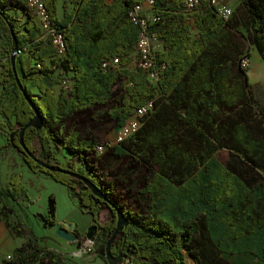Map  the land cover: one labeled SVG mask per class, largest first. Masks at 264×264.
<instances>
[{
  "label": "trees",
  "instance_id": "obj_1",
  "mask_svg": "<svg viewBox=\"0 0 264 264\" xmlns=\"http://www.w3.org/2000/svg\"><path fill=\"white\" fill-rule=\"evenodd\" d=\"M154 1L159 20L151 22L148 33L156 34L161 44L154 52L157 85L147 70L129 67L140 33L130 17L136 0H75L72 9L65 6L61 20L57 0H44L64 35V54L42 37L29 0H0V37L7 39V58L0 54V114L5 119L0 126L7 128L3 146L18 150L34 172L65 185L80 209L91 214V232L106 233V264L107 244L118 222L109 203L128 221L110 246L115 260L264 264V102L255 98L250 83L247 88L248 72L240 63L253 47L264 63V0H238L228 19L211 0H199L192 9L185 0ZM15 44L16 70L27 96L13 71ZM113 57H119V65L104 68L103 61ZM64 77L74 89L57 95L55 87ZM29 101L43 119L42 126L25 130L31 154L20 145L21 129L36 115ZM150 101L153 108L137 133L109 149L118 156L132 154L154 170L144 186L148 208L134 213L95 163L100 143L76 127L67 129L66 122L82 109L121 126ZM222 148L229 150L224 163L216 157ZM62 151L67 153L63 161L58 156ZM38 159L71 173L52 171ZM25 192L19 173L7 189L0 186V218L24 238L2 264H71L59 250L42 245L28 225L17 205ZM105 206L111 218L101 222ZM46 223L55 224L53 219ZM73 234L79 236L78 230Z\"/></svg>",
  "mask_w": 264,
  "mask_h": 264
},
{
  "label": "rangeland",
  "instance_id": "obj_2",
  "mask_svg": "<svg viewBox=\"0 0 264 264\" xmlns=\"http://www.w3.org/2000/svg\"><path fill=\"white\" fill-rule=\"evenodd\" d=\"M0 54L7 58L6 36L0 37ZM246 69L252 93L255 98L264 102V63L255 47L250 51L249 65ZM58 91L59 87L57 88ZM94 113L92 110L80 109L70 121L66 122L67 129L76 127L82 134L95 137L98 143L107 142L114 137L119 125L106 116L95 119ZM1 133L7 135V128L6 130L3 129ZM34 146L38 154L40 150L39 140L35 141ZM7 149V147L0 149V159L3 158L2 168L7 165L10 170L6 174L8 178L13 168L16 167L19 171L23 169L24 160L16 154L5 155ZM228 152V149L222 148L216 153V157L224 163L229 157ZM65 155H67L66 151L58 154L61 161L65 159ZM95 156L97 166L108 173L109 178L114 182L118 197L122 196L120 200L128 204L134 213L145 212L148 208L149 196L144 193V186L148 174H152L154 170L132 154L118 156L113 150H106L104 153ZM24 166L28 167L26 163ZM27 172L29 171L23 170L19 173L21 176L23 173L22 178L25 182L26 192L17 201V205L24 214L28 225L39 237L40 243L59 249L71 264H106V259L102 255L106 233L99 231L94 234L91 232L90 226L85 231L80 230L87 222L86 215L88 214L80 213L79 201L69 196L67 188L62 183L53 178L47 179L46 175L31 177L32 174ZM3 177L5 176L3 175ZM7 178L5 179L7 180ZM8 185L7 181L5 184L0 183L4 189H7ZM110 218V210L105 206L101 212L100 220L105 222ZM48 219H53L55 224H47ZM70 221L78 223L79 226L74 222L70 223ZM58 225H61L62 229ZM64 229L69 230L74 242L68 237L70 234L67 235ZM75 229L79 232L77 237L73 234ZM192 260L188 258L187 264H194ZM253 263L257 264V260H254ZM121 264H130V258L121 261Z\"/></svg>",
  "mask_w": 264,
  "mask_h": 264
},
{
  "label": "built area",
  "instance_id": "obj_3",
  "mask_svg": "<svg viewBox=\"0 0 264 264\" xmlns=\"http://www.w3.org/2000/svg\"><path fill=\"white\" fill-rule=\"evenodd\" d=\"M136 1L137 2L134 4L133 8L130 11L131 20L140 27V33L136 49V64L142 67L143 69L147 70L148 77L151 79L153 84L157 85L160 75L159 71L155 69L154 52L157 49L161 48V44L156 34L148 33V28L151 22H156L157 20H159V18L154 15L153 11L155 1ZM144 1L147 3V5H149L151 9L150 15L146 14L145 12ZM185 2L188 8L192 9L195 7L196 4L199 3V0H185ZM211 3L217 6L218 14L225 19H228L234 12L232 6L226 3H222L220 0H211ZM29 5L33 9L35 17L42 29V37L51 40L58 54H64L67 49L64 35L61 29L53 23L51 16L49 15L45 7L44 0H29ZM249 59L250 57L244 56L242 59H240L241 65L247 68V66L249 65ZM119 63V57H113L104 60L102 66L107 69L115 68L119 65ZM164 67L165 65L162 66V68ZM60 85L61 90L65 93H71L74 89L73 82L68 77H64L60 82ZM153 104L154 102L150 101L140 107L133 116L127 119V122L124 125L118 127L112 139L108 140L107 142L100 143L96 146V153L100 155L106 150H109L116 145H120L124 141L131 138L135 133H137V131L142 125L143 116L148 113L150 109L153 108ZM7 257L10 258L11 255H8Z\"/></svg>",
  "mask_w": 264,
  "mask_h": 264
},
{
  "label": "crops",
  "instance_id": "obj_4",
  "mask_svg": "<svg viewBox=\"0 0 264 264\" xmlns=\"http://www.w3.org/2000/svg\"><path fill=\"white\" fill-rule=\"evenodd\" d=\"M74 1L75 0H57V10H56V13H57V18L59 20L63 19V17H64V9H65V6L67 8H69V9H72L73 8ZM220 1L222 3H226V4L230 5V6H232V8L234 9V11L236 10V8L238 7V4H239V1L238 0H220ZM109 2H112V0H109ZM144 6H145V12H146V14H149L150 15L151 14V12H150L151 9H150L149 5H147V3L145 1H144ZM196 27H197L196 24L193 22L192 23V27H191V31H192V34L193 35H195L197 33V31H198V29ZM136 61H137V54H136V51H135L132 54V61H131L130 65H129V67L131 69H134L136 67ZM58 87H59V91L57 92V88ZM0 90H1V85H0ZM60 91H61V85L59 83L55 87V93L58 95ZM0 117L3 119L2 120L0 118L1 121L4 122L5 119L3 118V116L1 114H0ZM2 131H3V129L0 130V149L6 148V146H3V145L7 141V135H3V133H1ZM7 148H8L6 150L7 152H5L7 154H5V155L9 156L11 154H16L18 157H22L23 158L22 154L18 150H15L13 147H7ZM2 160H3V158L0 159V168H1V170H0V183H2V184H5L6 181L9 184L10 178L14 174L23 172V170H28L29 172H27V173H29V174L31 173L32 174L31 177H38V176L39 177H43V175H46V178L47 179L52 178L50 175H48L46 173H43V172H34L33 170H31L29 168V166L26 168L24 166L25 165L24 162L22 164L23 165V167H22L23 169H21V171H19L15 167V168H13V170H11L12 172L9 174V176L7 178L6 174H8V172H10V170L7 167V165H5L2 168V164H1ZM1 171H3V172H1ZM3 175L5 177H3ZM22 176H23V173H22ZM5 178H7V180ZM22 181H24V179ZM24 184H25V182H24ZM25 191H26V186H25ZM67 191H68V189H67ZM80 211H81L80 212L81 214H85V213L88 214V215H86L87 222L85 223L84 227L83 228H80L79 227L81 231H85L88 228V226H90V223L92 222V216H91V214L89 212H83L81 209H80ZM23 216H24V214H23ZM73 222L74 221H70V223H73ZM74 223L78 225V223H76V222H74ZM23 242H24V238L19 237V236H15L11 232V230L6 226L5 222L0 218V264H2V259L4 257H7L8 255H11L15 251V249L18 246H20ZM46 247H49V246H46Z\"/></svg>",
  "mask_w": 264,
  "mask_h": 264
},
{
  "label": "water",
  "instance_id": "obj_5",
  "mask_svg": "<svg viewBox=\"0 0 264 264\" xmlns=\"http://www.w3.org/2000/svg\"><path fill=\"white\" fill-rule=\"evenodd\" d=\"M19 51V48H18V45L15 44V47H14V50H13V55H12V65H13V71H14V74H15V78H16V81H17V85L19 86L20 90L23 92L24 95L27 96V93H26V90L24 89L20 79H19V76H18V73H17V70H16V56H17V53ZM246 80V86L247 88H249V81L248 79H245ZM30 104L33 106V108L35 109V112H36V115L33 119H31L22 129H21V132H20V145L23 149L24 152H27V153H30L29 152V149L27 148V146L25 145L24 143V133H25V130L31 126H42L43 125V119H42V116L40 114V112L36 109L35 105L32 103V101H29ZM31 154V153H30ZM38 161L43 165L45 166L46 168L52 170V171H60V172H67V173H71L70 171H67L65 169H62L60 167H54V166H51L47 163H44L43 161L39 160ZM86 182L93 188V190L96 192V194H99L100 196H102L101 193H99L97 190H96V187L93 183H91L89 180H86ZM108 202V201H107ZM109 203V202H108ZM112 208L117 212V217H118V222H117V226H116V229L114 231V233L112 234L111 238L109 239L108 241V244H107V248H106V257H107V262L108 264H121V261L120 260H115L112 258L111 256V252H110V246L112 244V242L116 239V237L118 236V234L120 233L121 229L123 228V226H127L128 225V221L125 217V215L122 213V211L116 207L115 205H113L112 203H109ZM59 228L62 229L61 225H58ZM66 229H64L65 231ZM66 232V231H65ZM68 235V233H67ZM69 238L70 235H68Z\"/></svg>",
  "mask_w": 264,
  "mask_h": 264
}]
</instances>
